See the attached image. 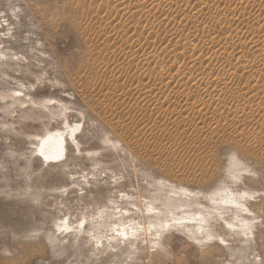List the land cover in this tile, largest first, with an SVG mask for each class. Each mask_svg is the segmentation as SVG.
Wrapping results in <instances>:
<instances>
[{
	"label": "rangeland",
	"instance_id": "1",
	"mask_svg": "<svg viewBox=\"0 0 264 264\" xmlns=\"http://www.w3.org/2000/svg\"><path fill=\"white\" fill-rule=\"evenodd\" d=\"M252 35L264 36V0H0V264H264V41L252 49ZM212 52L231 68L195 60ZM239 52L250 70L235 68ZM220 79L225 90L207 84ZM220 194L249 210L251 237L221 221L240 223L231 206L204 221ZM150 221L161 227L143 232Z\"/></svg>",
	"mask_w": 264,
	"mask_h": 264
},
{
	"label": "bare ground",
	"instance_id": "2",
	"mask_svg": "<svg viewBox=\"0 0 264 264\" xmlns=\"http://www.w3.org/2000/svg\"><path fill=\"white\" fill-rule=\"evenodd\" d=\"M133 1V0H132ZM137 2V1H136ZM151 2H152V0H151ZM162 2V1H161ZM172 2V1H171ZM124 3V2H123ZM130 3V2H129ZM141 3V2H140ZM145 4V3H144ZM236 4V3H235ZM151 5V4H150ZM232 5V4H231ZM247 5V4H246ZM168 6H170V5H168ZM252 6V5H251ZM125 7H127V6H125ZM155 7V6H154ZM234 7V6H233ZM240 7H242V6H240ZM123 10V9H122ZM126 10V9H125ZM251 16V15H250ZM253 19V18H252ZM249 20V19H248ZM254 21V20H253ZM184 27V26H183ZM237 35H239V34H237ZM243 35V34H242ZM245 35V34H244ZM231 37V36H230ZM234 37V36H233ZM238 38V37H237ZM230 39V38H229ZM238 40H239V42H241V39L240 38H238ZM180 41V40H179ZM264 41V36H253L252 35V37L247 41V44L253 49V48H257V47H259L261 44H262V42ZM231 42H233V40L231 41ZM235 42V41H234ZM244 42V41H243ZM242 42V43H243ZM242 43H239V44H242ZM246 43V42H245ZM244 43V44H245ZM238 47V46H237ZM239 50H241V49H239ZM243 51V50H242ZM237 52V51H236ZM247 52V51H246ZM212 53H214L213 55H209L205 60H203V59H201L200 57H198V58H196L195 60H197V59H199V61L198 62H200L199 64L201 65V66H204V65H207L209 62H217V63H220V65L221 66H223V67H225V65L227 66V64L229 63H227V61H225V62H221V61H219L220 60V58H221V56L220 57H217L216 56V54L218 53H216L215 54V52H212ZM245 53V52H244ZM248 53V52H247ZM219 54V53H218ZM233 54H235V53H233ZM219 55H221V54H219ZM1 56V55H0ZM236 56V55H235ZM250 56V55H249ZM243 57V55H242V53L241 52H239L238 53V57L236 58V66H235V68H237V69H248L250 66H245V65H243L245 62H243L242 60L244 59V58H242ZM4 58V57H3ZM219 58V59H218ZM246 58V57H245ZM223 59V58H222ZM257 60V59H256ZM249 61V60H248ZM254 61V60H253ZM260 61V60H259ZM192 62H194V61H192ZM196 63V62H195ZM187 64V63H186ZM189 64H191V63H189ZM193 64V63H192ZM192 64H191V66H192ZM197 64V63H196ZM195 64V65H196ZM198 66V67H201V66ZM219 65V64H218ZM193 67V66H192ZM195 67V66H194ZM222 67V68H223ZM252 67H253V65H252ZM196 68V67H195ZM221 68V69H222ZM231 68V65L230 64H228V66H227V69H230ZM251 68V67H250ZM198 69V71H199V68H197ZM201 69V68H200ZM227 69H226V71H227ZM248 70H250V69H248ZM253 70H256L257 72L259 71L258 70V68L257 69H253ZM201 71H204V69H202ZM256 71H254V72H256ZM200 72V71H199ZM198 72V73H199ZM205 72V71H204ZM204 72H202V73H204ZM198 73L196 72V74L198 75ZM201 72H200V74L198 75V77L199 76H202L203 74H202ZM197 77V76H196ZM184 79H186V77L185 76H183L182 78H181V81H183ZM180 80L177 82L178 84H182V82H181ZM185 81V80H184ZM222 80L220 79V80H210V82L209 83H207V84H209L210 86H212V87H214V89L215 88H217L218 90L219 89H224L225 88V86H227L226 84H225V82L224 81H222ZM208 87V86H207ZM196 89H199L200 87L199 86H197V87H195ZM202 88H204V87H202ZM227 88V87H226ZM214 89H212V91L214 90ZM220 90V91H221ZM225 90V89H224ZM228 90V89H227ZM179 91H182V90H179ZM216 91V90H215ZM19 92H21V91H19ZM183 92V91H182ZM211 92V91H210ZM22 93V92H21ZM14 95H12L11 97H12V100H14V101H19V98H16V93L14 92L13 93ZM179 94V93H178ZM181 94H183V93H181ZM22 95V94H21ZM177 95V94H176ZM175 99H173V102H175L174 101ZM177 100H178V95H177ZM170 101V100H169ZM162 103V102H161ZM160 103V104H161ZM171 103H172V101H171ZM163 104V103H162ZM42 105H44V104H42ZM171 105V104H170ZM200 105V104H199ZM159 106V105H158ZM163 106V105H162ZM165 106V105H164ZM192 106H193V104H192ZM168 107V106H167ZM194 107V106H193ZM216 108V107H215ZM174 109V108H173ZM171 112L173 111V110H170ZM173 112H177V111H173ZM178 113V112H177ZM175 114V113H174ZM71 132L72 133H75V131L73 130H71ZM61 138L62 137H60V140H61ZM59 140V141H60ZM63 140V139H62ZM44 140L42 139V143L43 144H45L46 143V141H44ZM54 143H55V141H53ZM41 143H40V141H39V144L38 145H40ZM56 145V144H55ZM37 146V145H36ZM38 147V146H37ZM47 150V151H46ZM38 151V150H37ZM40 151V153L42 154V156L44 157V158H48V159H52V160H57V159H59L61 156H62V154H58V153H56V152H51V154H49V152L48 151H50V149H41V150H39ZM45 151L47 152V153H45ZM62 158V157H61ZM43 159V158H42ZM214 201V203H211V206L209 205V207L208 206H206L205 208H204V210H205V212L202 214V217H204V221L205 222H207V219L208 218H210L211 216H212V214H214V216L216 217L215 219V223L216 222H218V219L222 216V210L225 208V207H228V206H231V207H229V208H233V209H235V211H237V214H238V216L236 217V218H238V217H240L239 218V220H240V223H239V221H238V224H237V226H234V225H232L231 223H229V222H227L226 220H225V218H221V221L228 227V228H230L232 231L235 229V230H238V232H240L246 239H247V237H251L252 235H253V233H252V221L250 220V221H248V217H246V216H248L249 215V210H247L245 207H244V205H242L241 204V199L239 198V197H234V196H231V197H227V196H223V195H221L220 194V197H218V198H215V199H213ZM150 201V200H149ZM151 202V201H150ZM156 204H154L153 202L152 203H149L146 207H144L145 208V210H146V212L145 213H147L146 215L147 216H149V217H158V215H160V211L158 210V207L157 206H155ZM137 209V208H136ZM119 210V209H118ZM121 210V209H120ZM209 210H211L212 212H211V214H210V212H209ZM102 212V211H101ZM122 212V211H121ZM120 212V213H121ZM125 212V211H124ZM127 213V212H126ZM100 215V214H99ZM110 215V214H109ZM118 216V215H117ZM115 217H116V215H115ZM213 217V216H212ZM96 218V217H95ZM110 218V217H109ZM213 219V218H212ZM110 220V219H109ZM109 220H107L106 218H103V217H99V220H97V221H91L93 224H99V223H101V224H103V225H105V226H112V228H111V233H117V235L118 236H122V237H125L126 238V236L127 235H134L135 233H138V229L136 228V227H134V225L133 224H131L130 222H123V223H121V224H119L118 222H122L123 221V219H122V216L117 220V221H115V222H109ZM185 220H187V221H191V218H190V215H187V216H184V217H179V218H173L172 219V221H174V222H177V221H185ZM157 222V221H156ZM208 223V222H207ZM168 224V222L167 221H165V225H167ZM161 226H159V225H157V224H155V222H153V221H150V222H147V226H146V224L144 223V226H143V232H146V231H150V230H157L158 231V229L160 228ZM198 228V230L199 231H201V233H202V235H203V239L205 238V241L207 242L208 240H212V239H214V237L211 235V233H208V231L206 232V228L205 227H201V226H199V227H197ZM202 229L204 230V232H202ZM141 230H142V228H141ZM142 232V231H141ZM114 236V235H113ZM129 236V238H131ZM134 237V236H133ZM127 239V238H126ZM201 241V239H198V241Z\"/></svg>",
	"mask_w": 264,
	"mask_h": 264
},
{
	"label": "snow or ice",
	"instance_id": "3",
	"mask_svg": "<svg viewBox=\"0 0 264 264\" xmlns=\"http://www.w3.org/2000/svg\"><path fill=\"white\" fill-rule=\"evenodd\" d=\"M234 165H235L236 167H239V166H240L239 163L235 161V158H234Z\"/></svg>",
	"mask_w": 264,
	"mask_h": 264
}]
</instances>
